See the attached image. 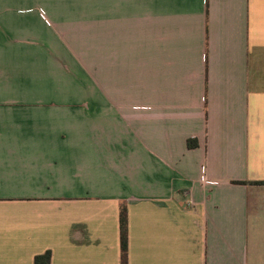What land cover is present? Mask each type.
Instances as JSON below:
<instances>
[{"label": "crops", "instance_id": "crops-1", "mask_svg": "<svg viewBox=\"0 0 264 264\" xmlns=\"http://www.w3.org/2000/svg\"><path fill=\"white\" fill-rule=\"evenodd\" d=\"M260 183L264 0H0V264H264Z\"/></svg>", "mask_w": 264, "mask_h": 264}, {"label": "trees", "instance_id": "trees-1", "mask_svg": "<svg viewBox=\"0 0 264 264\" xmlns=\"http://www.w3.org/2000/svg\"><path fill=\"white\" fill-rule=\"evenodd\" d=\"M264 184V183H260ZM121 264H128V214L124 205L120 213ZM34 264H51V252L35 258Z\"/></svg>", "mask_w": 264, "mask_h": 264}, {"label": "rangeland", "instance_id": "rangeland-1", "mask_svg": "<svg viewBox=\"0 0 264 264\" xmlns=\"http://www.w3.org/2000/svg\"><path fill=\"white\" fill-rule=\"evenodd\" d=\"M40 12V11H39ZM68 11H45L46 18H48L49 22L46 21V23L52 22L53 17L58 18L61 20V23H65L63 26L68 25ZM52 16V17H51ZM67 28V27H64ZM64 50V48H62ZM67 50V49H66Z\"/></svg>", "mask_w": 264, "mask_h": 264}]
</instances>
